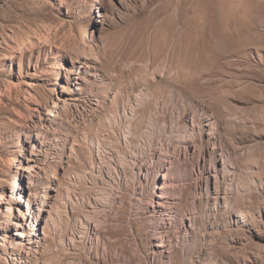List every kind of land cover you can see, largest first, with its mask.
<instances>
[{
    "label": "rangeland",
    "instance_id": "1",
    "mask_svg": "<svg viewBox=\"0 0 264 264\" xmlns=\"http://www.w3.org/2000/svg\"><path fill=\"white\" fill-rule=\"evenodd\" d=\"M0 264H264V0H0Z\"/></svg>",
    "mask_w": 264,
    "mask_h": 264
},
{
    "label": "bare ground",
    "instance_id": "2",
    "mask_svg": "<svg viewBox=\"0 0 264 264\" xmlns=\"http://www.w3.org/2000/svg\"><path fill=\"white\" fill-rule=\"evenodd\" d=\"M10 52L11 53L16 52L15 47H13L12 45H10ZM212 123H213L212 118L209 115H206V124H205L206 127L199 128V133L206 135V138L208 140L206 146L198 148L194 143L187 141L184 137H179L178 141L180 145L179 151L182 155L188 156L189 154H191L192 156L194 155L196 156L194 160L195 161L194 168L197 170V173H195L196 174L195 189H198L200 191L203 182L206 185H208L210 179L213 178L215 190H217L218 192L219 190V185L217 184L218 165H216L212 161V159L214 155L218 153L223 154L225 151L219 146L215 135L212 133V130H210L212 127ZM161 160L163 161V164L156 168V174H155V178L158 180L159 186L157 187V190H153L152 192H150L145 207L149 212L150 219L157 222V227L155 228L154 233L158 241L157 246L159 247V251L162 254H166L169 252V249L168 247H166L167 243L165 236L167 233H165L166 232L165 228L173 224L172 214L168 213L166 208L170 207V205L173 203L172 199L175 198V196L173 192L174 183L169 175V171L171 169L170 161L166 160L163 157V155H161ZM221 161H222L221 168H223L224 170L225 162L223 159ZM36 166L38 165L36 164ZM153 167L154 165L151 168L153 169ZM145 170L148 174L147 176H149L150 174L147 168ZM103 206H105L104 202H102V207ZM18 215H20V213H18ZM85 226L87 228L85 235L77 233L76 238L78 240H82L85 236H88V239L90 241L89 243L96 241L97 234H96L95 224H93L92 221H87L85 223ZM192 228H194L193 217L184 216V218L181 219L180 224L178 226L179 230L184 231L181 238L185 239L188 234V230ZM19 235H23V234H19ZM23 240L24 239H21V241L18 243L22 247H25Z\"/></svg>",
    "mask_w": 264,
    "mask_h": 264
}]
</instances>
